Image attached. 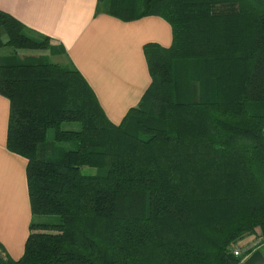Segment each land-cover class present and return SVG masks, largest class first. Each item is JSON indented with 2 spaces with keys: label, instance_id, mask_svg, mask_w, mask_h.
I'll use <instances>...</instances> for the list:
<instances>
[{
  "label": "trees",
  "instance_id": "obj_1",
  "mask_svg": "<svg viewBox=\"0 0 264 264\" xmlns=\"http://www.w3.org/2000/svg\"><path fill=\"white\" fill-rule=\"evenodd\" d=\"M96 12L158 15L171 43L144 45L150 84L117 124L71 61L0 56L6 147L27 160L32 215L22 255L0 244V264H240L258 247L235 256L236 240L264 241V0ZM27 31L0 9V46L48 47Z\"/></svg>",
  "mask_w": 264,
  "mask_h": 264
},
{
  "label": "crops",
  "instance_id": "obj_2",
  "mask_svg": "<svg viewBox=\"0 0 264 264\" xmlns=\"http://www.w3.org/2000/svg\"><path fill=\"white\" fill-rule=\"evenodd\" d=\"M96 5L97 0H0L1 10L53 43L41 54L51 61L72 62L105 115L117 124L150 84L144 45L169 46L171 28L158 15L122 20L96 12ZM8 114V99L0 94V244L17 259L32 215L27 160L6 147Z\"/></svg>",
  "mask_w": 264,
  "mask_h": 264
},
{
  "label": "rangeland",
  "instance_id": "obj_3",
  "mask_svg": "<svg viewBox=\"0 0 264 264\" xmlns=\"http://www.w3.org/2000/svg\"><path fill=\"white\" fill-rule=\"evenodd\" d=\"M27 33L31 37L36 38V40H43L45 43L48 44V46L53 44L50 40H46L45 36L43 37V36L37 35L34 32L32 33V32H29V31H27ZM4 43H3V45L0 46V56L1 55L11 54L13 52L17 53V56H19V57H21L20 55H29V54L33 55V54H38V53L39 54L40 53H44L43 52L44 49H25V48L14 49L12 46L6 44L5 40H4ZM58 62L60 63V61H58ZM63 127L68 128V127H70V125L64 124ZM74 127L76 128V125H74ZM52 139H53V129H49L48 132H47V140L48 141H52ZM72 146H73V143H65L61 147L64 150H66L67 148L72 147ZM58 151H61V149L57 148V150L54 151V155ZM82 169L87 171V172L93 171V169L89 168V167H83ZM254 247L260 248L261 251L264 253V241L262 240V238L259 235H257V233H256V235L253 233L252 235L245 236L244 239L242 238V239H240L238 241L236 240L231 246V251L233 252L234 249H237L239 252L245 253L246 251H249V250H251Z\"/></svg>",
  "mask_w": 264,
  "mask_h": 264
},
{
  "label": "water",
  "instance_id": "obj_4",
  "mask_svg": "<svg viewBox=\"0 0 264 264\" xmlns=\"http://www.w3.org/2000/svg\"><path fill=\"white\" fill-rule=\"evenodd\" d=\"M264 253L258 248L254 249L242 262V264H263Z\"/></svg>",
  "mask_w": 264,
  "mask_h": 264
},
{
  "label": "built area",
  "instance_id": "obj_5",
  "mask_svg": "<svg viewBox=\"0 0 264 264\" xmlns=\"http://www.w3.org/2000/svg\"><path fill=\"white\" fill-rule=\"evenodd\" d=\"M233 253L235 254V256H237V255H239L241 252H239L237 249H234V250H233ZM244 259H245V258H244ZM244 259H242L241 262H243ZM241 262H240V263H241Z\"/></svg>",
  "mask_w": 264,
  "mask_h": 264
},
{
  "label": "clouds",
  "instance_id": "obj_6",
  "mask_svg": "<svg viewBox=\"0 0 264 264\" xmlns=\"http://www.w3.org/2000/svg\"><path fill=\"white\" fill-rule=\"evenodd\" d=\"M244 261V260H243ZM242 264V263H241Z\"/></svg>",
  "mask_w": 264,
  "mask_h": 264
}]
</instances>
